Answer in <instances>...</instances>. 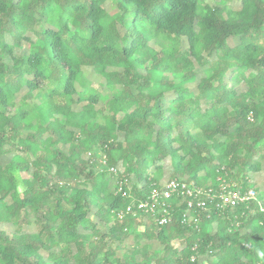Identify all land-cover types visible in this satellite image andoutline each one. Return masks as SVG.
Returning <instances> with one entry per match:
<instances>
[{
  "label": "trees",
  "instance_id": "trees-1",
  "mask_svg": "<svg viewBox=\"0 0 264 264\" xmlns=\"http://www.w3.org/2000/svg\"><path fill=\"white\" fill-rule=\"evenodd\" d=\"M263 163L264 0H0V264H264Z\"/></svg>",
  "mask_w": 264,
  "mask_h": 264
},
{
  "label": "built area",
  "instance_id": "built-area-1",
  "mask_svg": "<svg viewBox=\"0 0 264 264\" xmlns=\"http://www.w3.org/2000/svg\"><path fill=\"white\" fill-rule=\"evenodd\" d=\"M240 190V189H239ZM239 190L231 191L227 190L225 186L221 187V190L216 192L215 194H209L210 191H207V195L209 196V200L214 202L220 208H236L238 205L242 203H248L250 200L256 197L254 193V189H250L245 193H242ZM198 194H202V190L199 189L196 191ZM205 192V191H204ZM174 195H184L188 198H192L189 200V207H195L207 211V200L206 198L198 199L196 202L194 201L197 194L194 195V191L191 187H188V184L184 181L180 180H170L166 184L161 187H156L152 190L151 195L145 201H140L137 204H131L127 207L126 212H131L133 215H137L139 210L149 213L150 215L156 218L157 225H165L171 223L173 221V215L170 206L168 205V201L174 197ZM196 203V204H195ZM262 211H264V207L262 206ZM122 214H125L122 212ZM188 217V214H185ZM184 215V220H186V216ZM193 216L189 217V220H192ZM188 220V221H189ZM194 221H198V217L194 218Z\"/></svg>",
  "mask_w": 264,
  "mask_h": 264
},
{
  "label": "rangeland",
  "instance_id": "rangeland-1",
  "mask_svg": "<svg viewBox=\"0 0 264 264\" xmlns=\"http://www.w3.org/2000/svg\"><path fill=\"white\" fill-rule=\"evenodd\" d=\"M108 8L109 9H112L113 8V6H108ZM9 40H11V38H9ZM187 46V44H186V42H184V48ZM89 71H90V73H91V70L89 69ZM75 108L76 109H78V106H75ZM100 120H103V118L102 117H100ZM166 167H167V171L165 172V174H164V177H169V175H170V172H171V162H170V160L169 159H167V161H166ZM263 167H264V163H263ZM23 175L24 176H28V173H23ZM251 184L252 185H254L255 187H252L251 186V188H253L255 191H254V193L255 194H257V192L259 191V190H262V189H264V168H263V170L261 171V172H259V173H253L252 175H251ZM223 186H225V185H223ZM252 189V190H253ZM184 201V200H183ZM234 211H235V208L234 209H232L231 208V213H234ZM153 217V220H155L156 221V218L154 217V216H152ZM235 218H237V216H235ZM233 224H235L236 226L239 224V222L238 221H234L233 222ZM6 228H8V226H6ZM99 228L102 230V231H108V224L107 223H105V222H101L100 224H99ZM32 229V228H31ZM133 242H134V240H133V238L132 237H130L129 239H128V244L129 245H132L133 244Z\"/></svg>",
  "mask_w": 264,
  "mask_h": 264
},
{
  "label": "clouds",
  "instance_id": "clouds-1",
  "mask_svg": "<svg viewBox=\"0 0 264 264\" xmlns=\"http://www.w3.org/2000/svg\"><path fill=\"white\" fill-rule=\"evenodd\" d=\"M256 196H257V194H256Z\"/></svg>",
  "mask_w": 264,
  "mask_h": 264
}]
</instances>
